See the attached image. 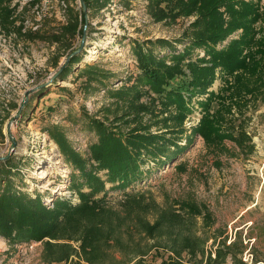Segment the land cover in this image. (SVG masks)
Wrapping results in <instances>:
<instances>
[{
	"label": "trees",
	"instance_id": "obj_1",
	"mask_svg": "<svg viewBox=\"0 0 264 264\" xmlns=\"http://www.w3.org/2000/svg\"><path fill=\"white\" fill-rule=\"evenodd\" d=\"M98 1L83 0L86 8ZM147 2L155 22L195 18L177 38L131 42L138 73L119 89H107L113 108H103L102 118L85 116L95 136L88 144L87 159L72 149L57 127L49 132L71 167L69 187L79 202L56 197L47 209L39 194L31 197L14 189L11 178L18 174L16 167L8 158L0 161V183H4L0 238L10 245L41 242L47 264H66L72 257L78 264H143L153 251L160 254L159 264H221L227 257L240 264L234 254L236 242H221L212 257L205 249L208 239L191 229L198 218L205 228L213 224L204 204L178 199L160 205L135 186L144 182V166L158 168L175 160L195 136L208 148L223 147L228 141L241 152H253L245 124L247 111L264 101V11L260 0ZM11 15L10 0H0V27H9ZM75 30V24L67 26L61 37L73 36ZM36 36L27 34L31 39ZM75 58L68 64L77 63ZM84 74L85 86L93 81L102 84V74L94 70ZM218 78L221 87L213 91ZM194 105L201 117L186 134L184 122ZM106 185L121 192L122 202L111 204ZM72 243H78L77 249Z\"/></svg>",
	"mask_w": 264,
	"mask_h": 264
},
{
	"label": "rangeland",
	"instance_id": "obj_2",
	"mask_svg": "<svg viewBox=\"0 0 264 264\" xmlns=\"http://www.w3.org/2000/svg\"><path fill=\"white\" fill-rule=\"evenodd\" d=\"M97 3L86 8L84 15L79 0H10L11 24L0 27V161L8 158L15 165L18 174L11 178L14 189L31 197L39 194L47 209L56 197L79 202L69 187L71 167L50 138L51 128L57 127L72 149L87 159L88 144L95 136L88 130L85 116L102 118L103 108H113L107 89H119L138 73L131 42L177 38L195 18L155 22L147 0ZM260 8L264 11V0H260ZM73 24V36L61 37ZM27 34L37 36L31 39ZM53 36L59 37L58 41ZM81 45L75 54L77 63L68 64L66 59ZM87 70L102 74V84L93 81L85 86ZM180 81L175 79L171 85ZM220 87L218 78L212 90ZM200 117V109L194 105L193 114L184 122L186 134ZM246 117L251 154L228 141L223 147L208 148L195 136L182 146L186 149L175 160L158 168L144 166L147 175L135 188L144 190L160 205L178 199L204 204L213 224L205 228L198 218L191 229L208 239L206 251L213 257L221 242H236L234 254L240 264H264V101L251 107ZM181 141L185 145V140ZM180 164L181 170L177 169ZM2 186L4 183L0 189ZM106 189L112 205L122 202L121 192L111 185ZM72 245L77 249L78 243ZM42 253L41 242L10 245L0 238V264H47ZM159 255L153 251L143 264H159ZM66 264H78L76 257ZM221 264L233 261L227 257Z\"/></svg>",
	"mask_w": 264,
	"mask_h": 264
},
{
	"label": "water",
	"instance_id": "obj_3",
	"mask_svg": "<svg viewBox=\"0 0 264 264\" xmlns=\"http://www.w3.org/2000/svg\"><path fill=\"white\" fill-rule=\"evenodd\" d=\"M79 1H80V3H81V6H82V8H83V12H84V15H85V12H86L85 4H84L83 0H79ZM82 40H83V39H82ZM82 42H83V41H82ZM81 48H82V45L79 47V49H78L77 51H74L71 55H69V57L66 59V62H68L69 59H70L72 56H74V55L76 54V52L80 51ZM61 69H62V68H61ZM59 72H60V71H59ZM18 115H19V113H17V114L15 115V117H17ZM15 117H14V119H12V120H15Z\"/></svg>",
	"mask_w": 264,
	"mask_h": 264
}]
</instances>
